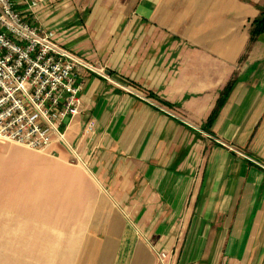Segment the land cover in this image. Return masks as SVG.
Segmentation results:
<instances>
[{"label": "crops", "instance_id": "1", "mask_svg": "<svg viewBox=\"0 0 264 264\" xmlns=\"http://www.w3.org/2000/svg\"><path fill=\"white\" fill-rule=\"evenodd\" d=\"M14 1L111 77L66 146L0 142V264H264V0Z\"/></svg>", "mask_w": 264, "mask_h": 264}, {"label": "built area", "instance_id": "2", "mask_svg": "<svg viewBox=\"0 0 264 264\" xmlns=\"http://www.w3.org/2000/svg\"><path fill=\"white\" fill-rule=\"evenodd\" d=\"M25 2L30 9L38 5V0ZM89 72L111 77L104 67L62 46L53 32L27 21L14 0H0L1 143L38 152H46L55 142L65 145L66 130L80 112V78ZM96 127L89 122L84 135L95 134ZM70 151L72 162L81 165L79 155ZM165 257L160 254V261Z\"/></svg>", "mask_w": 264, "mask_h": 264}, {"label": "trees", "instance_id": "3", "mask_svg": "<svg viewBox=\"0 0 264 264\" xmlns=\"http://www.w3.org/2000/svg\"><path fill=\"white\" fill-rule=\"evenodd\" d=\"M254 25V33L259 34L264 32V13H262L261 17L253 22Z\"/></svg>", "mask_w": 264, "mask_h": 264}, {"label": "rangeland", "instance_id": "4", "mask_svg": "<svg viewBox=\"0 0 264 264\" xmlns=\"http://www.w3.org/2000/svg\"><path fill=\"white\" fill-rule=\"evenodd\" d=\"M76 165H78V164H76ZM82 167H83L84 169H87V166L84 165V164H82Z\"/></svg>", "mask_w": 264, "mask_h": 264}]
</instances>
